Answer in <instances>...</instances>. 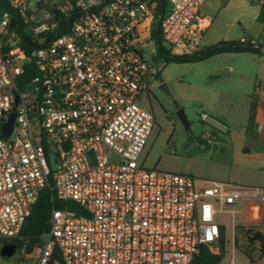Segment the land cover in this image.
Wrapping results in <instances>:
<instances>
[{"label": "built area", "instance_id": "1", "mask_svg": "<svg viewBox=\"0 0 264 264\" xmlns=\"http://www.w3.org/2000/svg\"><path fill=\"white\" fill-rule=\"evenodd\" d=\"M205 2L166 0L160 12L159 0H0V239L19 238L49 177L53 199L76 206L53 207L42 244L32 253L23 246L22 260L190 264L202 248L222 254L225 215L236 238L242 202L243 234L249 224L264 236L258 187L197 186L192 176L142 164L156 126L145 97L160 82L158 51L148 61L145 48L158 23L172 54L200 51ZM56 13L75 19L48 40L60 25ZM20 24L37 45L30 55L17 44ZM252 243L260 252L262 240Z\"/></svg>", "mask_w": 264, "mask_h": 264}, {"label": "rangeland", "instance_id": "2", "mask_svg": "<svg viewBox=\"0 0 264 264\" xmlns=\"http://www.w3.org/2000/svg\"><path fill=\"white\" fill-rule=\"evenodd\" d=\"M47 10L52 12L51 7ZM163 46L170 50L167 44ZM156 51L158 45L152 39L145 48V58L151 61ZM155 60L157 67L163 69L169 97L184 109L190 129L184 127L177 115H170L167 120L155 111L156 126L142 158L143 166L192 176L197 186L222 181L264 191V159L245 151V147L250 148L251 140L246 139L242 128L250 124L254 116L253 108L246 110V94L252 93L254 83L242 78L244 65L219 57L167 66L163 60ZM228 63L234 66V71L225 76L230 69ZM203 113L209 116L207 121L202 120ZM54 157L48 160L52 170L56 169ZM246 204L239 205L240 212L235 216L236 238L231 217L224 216L227 224L224 260L234 257L239 264H264V258L260 260L264 254L243 234ZM246 225L247 230L255 233L256 226ZM20 259L19 250L8 260L0 256V264H31Z\"/></svg>", "mask_w": 264, "mask_h": 264}, {"label": "crops", "instance_id": "3", "mask_svg": "<svg viewBox=\"0 0 264 264\" xmlns=\"http://www.w3.org/2000/svg\"><path fill=\"white\" fill-rule=\"evenodd\" d=\"M264 0H206L201 11L200 27L203 29L201 49L221 42H251L264 46V24L258 17ZM214 57L239 61L244 65L242 78L254 83L252 93H247V109H254L252 122L242 128L246 139L250 138V148L245 151L264 159V56L249 53H225ZM211 59V58H210ZM209 60V59H208ZM230 69L224 74L234 71ZM224 125L225 122L221 121ZM254 187V186H248ZM260 257V255H259ZM264 258L261 256L260 260Z\"/></svg>", "mask_w": 264, "mask_h": 264}, {"label": "trees", "instance_id": "4", "mask_svg": "<svg viewBox=\"0 0 264 264\" xmlns=\"http://www.w3.org/2000/svg\"><path fill=\"white\" fill-rule=\"evenodd\" d=\"M161 12L163 9L166 10L167 3L166 0H159ZM55 19L59 21V28L55 30L54 33L48 35V40H51L56 36V34H61L69 30L70 24L75 19V16L65 17L60 14L55 15ZM159 18H157L158 21ZM15 22H19V19H14ZM259 22L264 24V4L261 8L259 17ZM22 24L19 26L17 44L21 45L26 52L30 55L31 51L37 47L36 43L32 42L30 37L21 31ZM152 37L158 45V56L157 59L163 60L165 66L171 63H193V62H202L206 61L213 56L225 53H249L258 56H264V46L260 43H251V42H221L215 46L201 49L200 51L194 52L192 54L176 55L172 54L171 50L163 46V41L160 33V27L158 23H155ZM162 70L159 68L158 77L162 81ZM32 74V69L29 68L26 71V76ZM53 181L52 177H49L48 184L42 190L37 203L34 205L30 215L26 218L21 234L19 238L12 240H1L0 239V248L1 246L6 245H15L16 252L15 254L23 247L26 246L27 253H32L37 247L42 244L41 235L48 231L49 229V220L51 216V210L53 207L57 208H71L76 209V206L72 202H63L53 199L55 196L54 191L52 190ZM246 234L251 242H254L258 239L262 240L261 252L264 254V236L259 233H253L251 230H247ZM253 235L254 237H251ZM224 257V248L221 255H214L208 251L206 248H202L199 255L195 256L193 261L190 264H220ZM6 260L9 258L6 257ZM21 260V259H20Z\"/></svg>", "mask_w": 264, "mask_h": 264}, {"label": "flooded vegetation", "instance_id": "5", "mask_svg": "<svg viewBox=\"0 0 264 264\" xmlns=\"http://www.w3.org/2000/svg\"><path fill=\"white\" fill-rule=\"evenodd\" d=\"M164 82L165 81L162 80L151 86L145 97V104L154 114L155 111H157L168 120L170 115H177V111L180 107L174 98L169 97V90Z\"/></svg>", "mask_w": 264, "mask_h": 264}, {"label": "water", "instance_id": "6", "mask_svg": "<svg viewBox=\"0 0 264 264\" xmlns=\"http://www.w3.org/2000/svg\"><path fill=\"white\" fill-rule=\"evenodd\" d=\"M186 54H184L185 56ZM166 84V82H164ZM167 85V84H166ZM177 116L180 119V121L182 122V124L184 125V127L189 130L190 129V125H189V121L187 119V116L185 114L184 109L179 108L177 111ZM15 120V114H12L9 120V123L5 126V135H9L12 131V126ZM16 252V246L15 245H6V246H1L0 248V256L2 258H12L15 255Z\"/></svg>", "mask_w": 264, "mask_h": 264}]
</instances>
